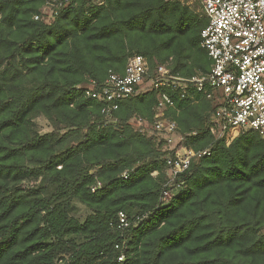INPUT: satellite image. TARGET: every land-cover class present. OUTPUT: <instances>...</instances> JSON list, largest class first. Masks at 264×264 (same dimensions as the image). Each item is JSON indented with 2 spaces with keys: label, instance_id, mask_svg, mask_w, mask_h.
Masks as SVG:
<instances>
[{
  "label": "trees",
  "instance_id": "1",
  "mask_svg": "<svg viewBox=\"0 0 264 264\" xmlns=\"http://www.w3.org/2000/svg\"><path fill=\"white\" fill-rule=\"evenodd\" d=\"M43 3L0 0V264H264L257 132L220 149L204 126L209 104L192 105V88L183 98L170 92L176 148L208 152L164 203V162L174 150L138 122L156 132L157 92L141 91L106 116L76 89L122 74L132 55L150 74L160 65L181 78L206 73L199 1L77 0L49 22L34 19ZM39 116L51 132L38 131Z\"/></svg>",
  "mask_w": 264,
  "mask_h": 264
},
{
  "label": "built area",
  "instance_id": "2",
  "mask_svg": "<svg viewBox=\"0 0 264 264\" xmlns=\"http://www.w3.org/2000/svg\"><path fill=\"white\" fill-rule=\"evenodd\" d=\"M105 1L92 0V3L99 7ZM198 1L206 19L199 34V47L210 61L206 73L181 78L172 75L166 65H160L150 74L147 60L141 55H132L122 74L108 71L102 82L88 80L76 89H82L84 97L100 104V113L106 116L118 109L119 102L134 97L143 87L153 89L157 92L153 128L159 135L169 137L177 130L176 121L166 116L167 110L174 107L170 92H180L183 98L192 88L199 94V98L192 97V105L201 101L209 104L204 113V126L218 148L229 147L246 130L257 132L264 141V0ZM77 4V0H44L40 15L34 19L49 22L59 12L75 9ZM44 8L49 9L48 18L44 17ZM138 122L147 124L141 118ZM178 143L169 148L174 150L173 154L164 162L165 183L161 193L164 203L178 191V177L208 152L185 146L176 148ZM123 177H127L126 173ZM117 218L121 227L128 225L122 213Z\"/></svg>",
  "mask_w": 264,
  "mask_h": 264
},
{
  "label": "rangeland",
  "instance_id": "3",
  "mask_svg": "<svg viewBox=\"0 0 264 264\" xmlns=\"http://www.w3.org/2000/svg\"><path fill=\"white\" fill-rule=\"evenodd\" d=\"M43 11H44V14H45V16L44 17H46V18H48L49 17V9L48 8H44L43 9ZM196 12L197 13H201V11H200V9L199 8H197L196 9ZM144 88L145 87H143V90H141V91H144ZM147 89V88H146ZM197 109V108H196ZM138 124V123H137ZM137 124L136 123H134V127H137ZM35 125H36V127H37V129H38V131L41 133V134H45V133H48V132H51L52 131V128H51V126L49 125V123H48V121L44 118V117H42V116H39V117H37L36 119H35ZM143 128L145 129V130H143L142 132L144 133V134H146L147 136H153L154 138H156L155 140H163V142H164V145H163V148H165V149H169V148H172L178 141H179V135H177V134H175V135H171V136H169V137H166V136H164V135H159L157 132H153L152 130H146L147 129V124H144L143 125ZM154 133V134H153ZM171 140V142L169 143V142H167L166 140ZM30 184V183H29ZM31 185V184H30Z\"/></svg>",
  "mask_w": 264,
  "mask_h": 264
}]
</instances>
